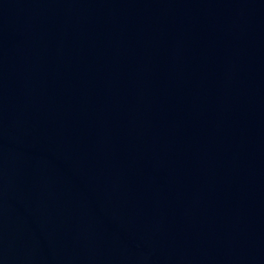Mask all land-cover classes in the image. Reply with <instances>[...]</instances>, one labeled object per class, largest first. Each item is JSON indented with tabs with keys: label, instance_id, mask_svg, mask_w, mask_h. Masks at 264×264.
<instances>
[{
	"label": "water",
	"instance_id": "water-1",
	"mask_svg": "<svg viewBox=\"0 0 264 264\" xmlns=\"http://www.w3.org/2000/svg\"><path fill=\"white\" fill-rule=\"evenodd\" d=\"M0 264H264V0H0Z\"/></svg>",
	"mask_w": 264,
	"mask_h": 264
}]
</instances>
